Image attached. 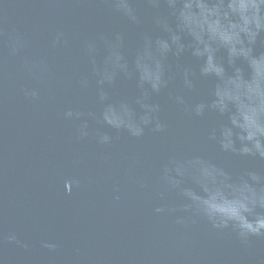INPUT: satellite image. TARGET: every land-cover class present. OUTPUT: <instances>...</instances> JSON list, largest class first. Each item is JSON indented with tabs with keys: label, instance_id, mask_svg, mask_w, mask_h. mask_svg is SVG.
Here are the masks:
<instances>
[{
	"label": "water",
	"instance_id": "1",
	"mask_svg": "<svg viewBox=\"0 0 264 264\" xmlns=\"http://www.w3.org/2000/svg\"><path fill=\"white\" fill-rule=\"evenodd\" d=\"M125 2L135 20L121 0H0V264H264V235L213 227L183 194L200 191L195 170L176 173L199 157L264 176V160L210 139L215 113L193 107L212 84L184 86L187 53L163 61L159 92L141 87L136 60L167 38L169 9ZM109 107L142 134L107 124Z\"/></svg>",
	"mask_w": 264,
	"mask_h": 264
},
{
	"label": "clouds",
	"instance_id": "2",
	"mask_svg": "<svg viewBox=\"0 0 264 264\" xmlns=\"http://www.w3.org/2000/svg\"><path fill=\"white\" fill-rule=\"evenodd\" d=\"M164 2L168 15L158 23L167 38L157 39L154 50L149 40L138 56L141 87L148 85L152 92H159L166 86L163 61L170 53L177 57L187 53L193 63L183 70L184 86L191 89L193 80L200 78L212 84L208 96L193 107L196 116L215 113L217 126L211 130L210 139L223 153L264 160V51H257L258 43L264 44V0ZM120 7L136 19L125 0ZM176 100L184 103L182 96ZM103 119L115 128L127 127L133 136L143 132L127 110L118 114L109 107ZM142 122L150 123L149 116L142 117ZM162 127L156 124L157 131ZM108 140L105 135L103 141ZM187 167L195 170L200 191L185 188L183 194L213 222V227L231 226L242 237L264 235V176L254 170L233 176L199 157L178 165L177 175L182 176Z\"/></svg>",
	"mask_w": 264,
	"mask_h": 264
}]
</instances>
